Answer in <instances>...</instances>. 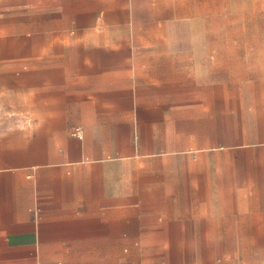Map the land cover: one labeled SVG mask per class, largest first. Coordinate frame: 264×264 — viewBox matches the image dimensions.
I'll use <instances>...</instances> for the list:
<instances>
[{
	"label": "crops",
	"instance_id": "1",
	"mask_svg": "<svg viewBox=\"0 0 264 264\" xmlns=\"http://www.w3.org/2000/svg\"><path fill=\"white\" fill-rule=\"evenodd\" d=\"M251 1L0 0V264H264Z\"/></svg>",
	"mask_w": 264,
	"mask_h": 264
},
{
	"label": "rangeland",
	"instance_id": "2",
	"mask_svg": "<svg viewBox=\"0 0 264 264\" xmlns=\"http://www.w3.org/2000/svg\"><path fill=\"white\" fill-rule=\"evenodd\" d=\"M250 5L252 7H263L264 6V0H252Z\"/></svg>",
	"mask_w": 264,
	"mask_h": 264
},
{
	"label": "built area",
	"instance_id": "3",
	"mask_svg": "<svg viewBox=\"0 0 264 264\" xmlns=\"http://www.w3.org/2000/svg\"><path fill=\"white\" fill-rule=\"evenodd\" d=\"M73 135L81 139L82 138V130H81V128H75V130L73 132Z\"/></svg>",
	"mask_w": 264,
	"mask_h": 264
}]
</instances>
